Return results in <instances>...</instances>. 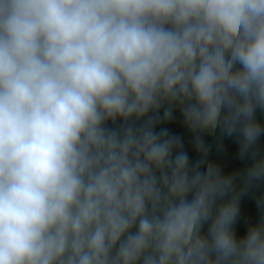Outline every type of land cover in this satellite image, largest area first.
I'll return each mask as SVG.
<instances>
[{"label":"clouds","instance_id":"clouds-1","mask_svg":"<svg viewBox=\"0 0 264 264\" xmlns=\"http://www.w3.org/2000/svg\"><path fill=\"white\" fill-rule=\"evenodd\" d=\"M0 264H264V0H0Z\"/></svg>","mask_w":264,"mask_h":264}]
</instances>
